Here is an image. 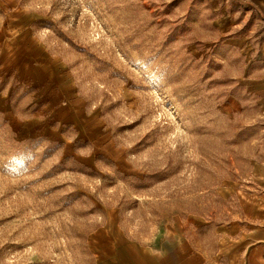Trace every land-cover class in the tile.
Instances as JSON below:
<instances>
[{
    "label": "rangeland",
    "instance_id": "1",
    "mask_svg": "<svg viewBox=\"0 0 264 264\" xmlns=\"http://www.w3.org/2000/svg\"><path fill=\"white\" fill-rule=\"evenodd\" d=\"M256 79L264 0H0V264H151L164 231L232 220Z\"/></svg>",
    "mask_w": 264,
    "mask_h": 264
},
{
    "label": "crops",
    "instance_id": "2",
    "mask_svg": "<svg viewBox=\"0 0 264 264\" xmlns=\"http://www.w3.org/2000/svg\"><path fill=\"white\" fill-rule=\"evenodd\" d=\"M58 72L53 76L55 80H71ZM253 178L251 182L256 185V193L252 198H245L243 212L232 220L214 224L200 216L196 221L184 222L175 229L164 231L150 245L143 246L146 256L151 258L150 263L264 264L263 164L258 163ZM204 228L210 230L208 237L201 236ZM131 255L129 252L128 257Z\"/></svg>",
    "mask_w": 264,
    "mask_h": 264
}]
</instances>
